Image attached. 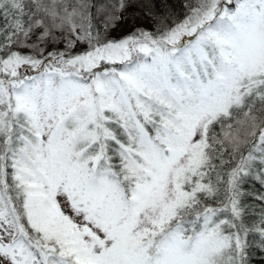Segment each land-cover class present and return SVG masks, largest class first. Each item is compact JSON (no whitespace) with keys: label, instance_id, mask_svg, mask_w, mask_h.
<instances>
[{"label":"snow or ice","instance_id":"1","mask_svg":"<svg viewBox=\"0 0 264 264\" xmlns=\"http://www.w3.org/2000/svg\"><path fill=\"white\" fill-rule=\"evenodd\" d=\"M182 9L0 0V264L264 254V0Z\"/></svg>","mask_w":264,"mask_h":264},{"label":"trees","instance_id":"2","mask_svg":"<svg viewBox=\"0 0 264 264\" xmlns=\"http://www.w3.org/2000/svg\"><path fill=\"white\" fill-rule=\"evenodd\" d=\"M157 5H161V0H154ZM185 0H167V3L173 6L177 11H182V5ZM139 14H144L143 11H140ZM250 191H259L260 186L256 183H250L248 185ZM252 264H264V254L262 253H255L252 257Z\"/></svg>","mask_w":264,"mask_h":264},{"label":"rangeland","instance_id":"3","mask_svg":"<svg viewBox=\"0 0 264 264\" xmlns=\"http://www.w3.org/2000/svg\"><path fill=\"white\" fill-rule=\"evenodd\" d=\"M130 11H135V10H130ZM141 19L137 20V23L144 26V27H151V21L145 17V14H139ZM131 28V23L130 22H125L123 23L120 28L117 29L116 33L114 34H120L121 32L128 31Z\"/></svg>","mask_w":264,"mask_h":264}]
</instances>
